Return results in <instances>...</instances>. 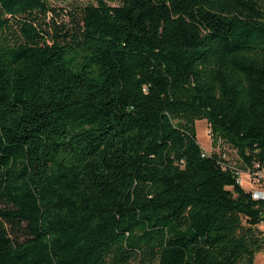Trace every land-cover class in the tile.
<instances>
[{
	"label": "trees",
	"instance_id": "16d2710c",
	"mask_svg": "<svg viewBox=\"0 0 264 264\" xmlns=\"http://www.w3.org/2000/svg\"><path fill=\"white\" fill-rule=\"evenodd\" d=\"M0 0V264H254L264 0Z\"/></svg>",
	"mask_w": 264,
	"mask_h": 264
},
{
	"label": "rangeland",
	"instance_id": "374dc122",
	"mask_svg": "<svg viewBox=\"0 0 264 264\" xmlns=\"http://www.w3.org/2000/svg\"><path fill=\"white\" fill-rule=\"evenodd\" d=\"M90 0H50L49 5L55 10V12H50L46 17H42L45 21L44 29L52 34L55 25L61 27V25H67V28H71L73 22L70 20L72 14L75 13V9L78 7L88 4ZM118 4V0L110 5ZM195 129L197 134V141L200 144L202 150L206 153L214 152L216 154H224L225 161L229 164H234L236 161L235 154L228 149L225 145H220L219 138L215 137L211 132L210 126L206 121L200 120L196 121ZM246 179V176L243 175ZM264 184V174L263 180L260 182ZM244 189L250 190V185L248 182L243 184ZM254 264H264V252L258 253L255 256Z\"/></svg>",
	"mask_w": 264,
	"mask_h": 264
},
{
	"label": "built area",
	"instance_id": "2783aa9c",
	"mask_svg": "<svg viewBox=\"0 0 264 264\" xmlns=\"http://www.w3.org/2000/svg\"><path fill=\"white\" fill-rule=\"evenodd\" d=\"M219 142L221 143L220 145L223 144L220 138H219ZM228 149H230L235 154L236 161L234 164L231 165L225 161L224 154L223 155L220 154L222 159L224 160L223 167L229 169L236 176V181L239 185L243 186L245 182H248V184L250 185L249 192L252 199L264 201V184L260 183L263 180L264 168L260 167L258 163H252L251 170L240 168L239 163L237 162L238 157L236 155L235 150L229 147ZM204 154H210V153L204 152ZM243 175L246 176V179L243 178Z\"/></svg>",
	"mask_w": 264,
	"mask_h": 264
},
{
	"label": "crops",
	"instance_id": "0c3cea01",
	"mask_svg": "<svg viewBox=\"0 0 264 264\" xmlns=\"http://www.w3.org/2000/svg\"><path fill=\"white\" fill-rule=\"evenodd\" d=\"M243 187V186H242ZM244 188V187H243ZM246 190V189H245ZM247 191V190H246ZM259 229L264 231V221L259 225Z\"/></svg>",
	"mask_w": 264,
	"mask_h": 264
}]
</instances>
